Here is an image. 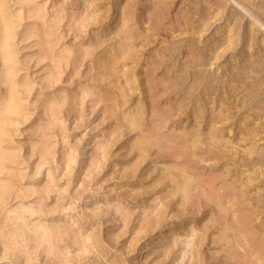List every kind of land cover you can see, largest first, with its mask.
I'll use <instances>...</instances> for the list:
<instances>
[{"label":"rangeland","instance_id":"obj_1","mask_svg":"<svg viewBox=\"0 0 264 264\" xmlns=\"http://www.w3.org/2000/svg\"><path fill=\"white\" fill-rule=\"evenodd\" d=\"M4 3L0 264H264V0Z\"/></svg>","mask_w":264,"mask_h":264},{"label":"bare ground","instance_id":"obj_2","mask_svg":"<svg viewBox=\"0 0 264 264\" xmlns=\"http://www.w3.org/2000/svg\"><path fill=\"white\" fill-rule=\"evenodd\" d=\"M20 1L29 2L30 0H20ZM260 10H264V9H260ZM252 16L255 20H257V17L255 15ZM115 20L116 17H113L112 21L110 22V25H112L115 22ZM8 24H10L9 15L8 12L4 10V12L0 14V73H1L0 75L2 76L1 78L4 81V83H6V95L2 99L0 104V115L6 113H14L17 110L16 95L12 80L15 75V69L14 66L12 65L11 53L9 51L8 46L6 45V41L10 37V31H8ZM223 28H221L220 30H222ZM105 29H107L108 31L110 28H105ZM3 159L4 156L0 150V168L3 163ZM38 228H41L39 233L37 229L38 234H36L38 235L39 239H40L39 235L41 236L42 239H46V237L50 236V233L52 231L51 229L50 231L48 230V228L46 227L42 228L41 226ZM161 228L163 229L165 228V226H162Z\"/></svg>","mask_w":264,"mask_h":264},{"label":"snow or ice","instance_id":"obj_3","mask_svg":"<svg viewBox=\"0 0 264 264\" xmlns=\"http://www.w3.org/2000/svg\"><path fill=\"white\" fill-rule=\"evenodd\" d=\"M5 8H6V4L4 3V0H0V14L4 12Z\"/></svg>","mask_w":264,"mask_h":264}]
</instances>
